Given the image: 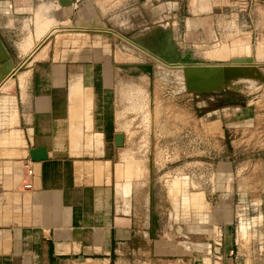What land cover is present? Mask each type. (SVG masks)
I'll return each mask as SVG.
<instances>
[{"label":"crops","instance_id":"crops-1","mask_svg":"<svg viewBox=\"0 0 264 264\" xmlns=\"http://www.w3.org/2000/svg\"><path fill=\"white\" fill-rule=\"evenodd\" d=\"M248 11L263 20L264 0H0L1 40L14 44L6 32L21 23L31 34L20 47L35 53L31 68L0 82V264H264V67L258 95L233 107L234 118L203 119L201 148L193 136L186 141L193 160L165 170L157 160L178 157L179 127L195 125V92L184 89L186 101L170 103L171 118L152 119L170 128L161 138L158 130L127 132L131 106L116 129L113 67L123 59L90 44L108 36L131 51L132 35L157 43L166 31L183 60L225 62L247 55ZM88 44L89 53L77 46ZM115 131L122 146L112 144ZM37 145L46 159H29ZM185 172L202 180L182 185ZM152 174L179 183L148 181ZM156 191H170L168 219Z\"/></svg>","mask_w":264,"mask_h":264},{"label":"rangeland","instance_id":"rangeland-1","mask_svg":"<svg viewBox=\"0 0 264 264\" xmlns=\"http://www.w3.org/2000/svg\"><path fill=\"white\" fill-rule=\"evenodd\" d=\"M5 18V17H4ZM259 19V20H258ZM242 22L244 23V33H242L243 37L248 36V40L250 42V47H248L247 55L251 56L252 59L256 58L258 60H261V65H255L254 69L257 70L260 66L264 67V19L257 18L256 15H252L248 11V14L245 15L242 18ZM18 29H15L13 32H6L5 29H2V33L6 35L5 37L13 38L14 44L8 45L6 48L9 51L10 55L13 56V59H15V64L18 66L17 73H20L22 71H27L29 68L33 66L34 61L33 59V53L32 50L30 52L27 51L29 48L23 47V51L20 47V44L26 39L25 35L31 34L30 30H24L22 28V24H18ZM24 27V26H23ZM28 27V26H27ZM59 32V31H58ZM247 32V33H246ZM233 33V32H232ZM30 36V35H29ZM54 37V36H53ZM58 40L55 41V44L53 45L56 48H59V37L61 38V35L57 36ZM101 37V35H99ZM22 38H24L22 40ZM57 39V38H56ZM106 41L103 39H97L95 42H90L91 46L94 49L104 50L106 53L113 54L114 58L117 56L121 57L123 60L120 63H123L124 65L120 66L117 65L118 62L114 63V71H115V89H116V95H115V128L122 130L124 128L123 126V119H124V113H120L121 110H123V107L131 106L132 108H127L125 111V118H131L132 124L127 127V132L132 134H141V133H147V134H154L157 131V133L160 135V138L163 137V134L165 131L169 130L170 128H167L163 125H153L155 122H153L152 119L154 118H171L172 117V110H170V103H184L186 101L185 96H182V91L184 90L182 82L180 79L176 78V76H172L171 73H163V72H154L150 71V69L146 66L147 63L150 61L145 57L143 53H141L137 47L130 46L131 51H128L125 46L124 49H119V44L109 45L108 42V36L105 37ZM28 40V39H27ZM30 41L32 39H29ZM237 40V39H236ZM236 40H234L232 43H234ZM86 41V40H85ZM11 42V41H10ZM28 42V41H26ZM47 43H40L38 45L41 48L44 45L51 44L50 38ZM60 43V42H59ZM84 43V41H83ZM231 43V44H232ZM26 43H23L22 45H25ZM57 44V45H56ZM223 44V43H222ZM21 45V46H22ZM84 45V44H81ZM230 45V44H229ZM79 49L81 51H84V53L91 52L90 48L91 46L88 44L80 46ZM51 47V46H50ZM207 48H209L211 53H215L219 51L218 43H213L209 45ZM198 57V56H197ZM226 56L225 58H227ZM25 59V60H24ZM25 61V62H23ZM146 71V73H143L142 71ZM9 81H11L12 76L8 77ZM10 82H8L9 84ZM7 84V86H8ZM262 82L260 81V75L259 73L249 74L244 73L243 75H236L233 77H230L225 84H223V88L204 92V93H198L195 92L193 98L190 100L194 102V108H195V125L192 128V131H187V128L184 126L182 128L179 127V145H178V157L174 159H170V157H166L164 161L162 159H156L158 162V165H162L163 169L166 167L164 166H174L175 168L178 167L179 169L186 166V163L190 160H193L191 157L186 156L184 154L186 149V141L191 136L194 137L195 140V149L198 150L201 148V141H202V129H201V122L203 119L206 118H217V115H232V118H234V114L231 113V109L233 107H236L239 102H249L252 100V97H256L258 90L261 88ZM260 87H259V86ZM178 89V91H176ZM124 92V93H123ZM223 92H226L228 97L223 95ZM178 95V96H177ZM123 97L126 98V100H123ZM181 107V106H180ZM129 109V110H128ZM130 112V115L129 113ZM182 112L180 111V114ZM184 117H187L186 110L182 113ZM227 115V116H228ZM182 116V115H181ZM180 116V117H181ZM229 116V117H230ZM139 119L147 120V125H142V122L139 121ZM128 120V119H127ZM140 123V124H139ZM164 129L162 131V129ZM126 129V128H125ZM129 130V131H128ZM188 134H191L188 136ZM217 137L215 138L212 135V151H216L218 147V141L216 142ZM138 144V143H136ZM153 146L155 144L154 141L149 142L148 145ZM161 144V143H160ZM169 142H162L163 145H168ZM215 146V148H213ZM154 150V148H152ZM201 152V150L198 152L196 151L194 160L200 161L201 156L198 154ZM155 160V159H153ZM214 160H217L216 158ZM211 164H213V158L211 159ZM153 163V162H152ZM168 170V169H165ZM163 173V172H162ZM161 173V174H162ZM152 174L148 175V181L153 182H170V179L172 178L173 182H178V178L176 175L171 174ZM202 175H199L196 172H192L190 174L188 173H180L178 174V177L181 181V184L183 181H187L188 179L192 182H199L202 180ZM183 180V181H182ZM213 180V178H211ZM183 185V184H182ZM193 189L191 188L189 192H192ZM187 190H179L178 193L180 194V197L187 196ZM217 191L212 190L211 191V197L217 196ZM155 196L157 203L161 206V211L163 216V219H168L166 208L169 204L170 200V191H156ZM159 200V202H158ZM169 215V214H168Z\"/></svg>","mask_w":264,"mask_h":264},{"label":"water","instance_id":"water-1","mask_svg":"<svg viewBox=\"0 0 264 264\" xmlns=\"http://www.w3.org/2000/svg\"><path fill=\"white\" fill-rule=\"evenodd\" d=\"M130 40L134 43L133 46L137 47L150 61L146 64L150 71L171 73L172 76L181 80L186 91L204 93L223 88L221 86L230 77L243 75L248 67L252 68L256 65L252 57L247 55H230L228 61L225 62L185 61L166 31L157 43L152 41L150 36L143 35V32L132 35ZM18 66L0 38V82L8 74L14 73ZM223 95L228 97L226 92H223ZM122 143L123 133L115 131L112 144L118 147ZM28 156L33 161L46 159L48 157L47 148L44 145L31 147L28 149Z\"/></svg>","mask_w":264,"mask_h":264},{"label":"bare ground","instance_id":"bare-ground-1","mask_svg":"<svg viewBox=\"0 0 264 264\" xmlns=\"http://www.w3.org/2000/svg\"><path fill=\"white\" fill-rule=\"evenodd\" d=\"M25 60V59H24ZM23 62H25V61H23ZM254 62V61H253ZM254 64H256V62H254ZM159 64H157V66H158ZM254 66V65H253ZM255 67H248L247 68V70H245V71H247L246 73H249L250 75L251 74H254V73H256V70L254 69ZM9 76H12L11 74H9ZM6 79V78H5ZM122 146V145H121ZM119 147V146H118Z\"/></svg>","mask_w":264,"mask_h":264},{"label":"built area","instance_id":"built-area-1","mask_svg":"<svg viewBox=\"0 0 264 264\" xmlns=\"http://www.w3.org/2000/svg\"><path fill=\"white\" fill-rule=\"evenodd\" d=\"M26 172H27V173H29V174H31V173H32V169H31V167H30V166H28V165H27ZM25 185H26V186H30L31 184H30V183H26Z\"/></svg>","mask_w":264,"mask_h":264}]
</instances>
